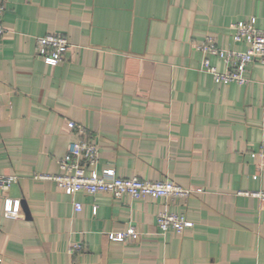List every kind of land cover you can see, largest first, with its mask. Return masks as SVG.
I'll list each match as a JSON object with an SVG mask.
<instances>
[{"label":"crops","instance_id":"1","mask_svg":"<svg viewBox=\"0 0 264 264\" xmlns=\"http://www.w3.org/2000/svg\"><path fill=\"white\" fill-rule=\"evenodd\" d=\"M1 1L0 175L17 180L0 191V264H264V200L244 193L264 191L252 155L264 129V64L246 66L245 84L215 82L193 46L212 36L244 51L229 24L255 17L264 29V0ZM53 33L69 42L55 66L35 55L36 38ZM70 120L97 145L99 171L194 190L167 205L192 226L158 232L159 199L67 195L35 178L60 172L76 137ZM5 198L18 212H3ZM128 222L140 236L108 239Z\"/></svg>","mask_w":264,"mask_h":264},{"label":"built area","instance_id":"2","mask_svg":"<svg viewBox=\"0 0 264 264\" xmlns=\"http://www.w3.org/2000/svg\"><path fill=\"white\" fill-rule=\"evenodd\" d=\"M5 5L0 0V36L4 33L3 16ZM232 40L243 42L246 45L244 51L232 48H222L216 44L212 36H205L204 40L193 46L202 54L200 71L209 73L215 82H236L245 84L248 78L244 75L246 66L252 61L264 64V29L256 26L255 17L245 21H236L229 24ZM69 48L66 35L60 33L45 34L36 38L35 55L48 65L55 66L65 58ZM208 56H215L223 61L226 70L218 71L209 62ZM68 128L76 136L69 144L66 154L58 159L60 172L54 175L39 174L38 179H51L57 188L67 195L83 191L87 194L107 193L114 198L129 196L130 198H151L162 200L164 210L156 215V227L158 232L173 231L181 234L192 222L187 220L183 213L167 210L168 202L176 198H187L194 190L184 188L170 178L150 181L137 176L130 178L118 177L113 169H97L99 151L97 145L90 140L85 128L74 121H68ZM255 164L259 170H264V129L261 136L259 149L253 154ZM254 175L253 178H257ZM17 180L15 175H0V191L5 192L10 185ZM264 200V191L244 192ZM82 205L74 202V210L79 211ZM18 200L12 201L5 198L3 212H18ZM140 236V231L132 223L128 222L123 230L107 233L111 241L127 242ZM80 246H73L71 251H77Z\"/></svg>","mask_w":264,"mask_h":264},{"label":"water","instance_id":"3","mask_svg":"<svg viewBox=\"0 0 264 264\" xmlns=\"http://www.w3.org/2000/svg\"><path fill=\"white\" fill-rule=\"evenodd\" d=\"M21 206H22V208H24V203L23 202L21 203Z\"/></svg>","mask_w":264,"mask_h":264}]
</instances>
